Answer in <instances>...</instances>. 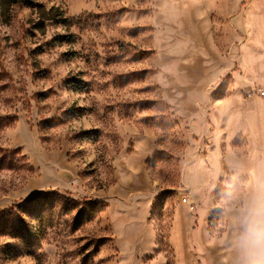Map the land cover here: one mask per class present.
<instances>
[{"label":"rangeland","instance_id":"obj_1","mask_svg":"<svg viewBox=\"0 0 264 264\" xmlns=\"http://www.w3.org/2000/svg\"><path fill=\"white\" fill-rule=\"evenodd\" d=\"M260 199L264 0H0V264H241Z\"/></svg>","mask_w":264,"mask_h":264},{"label":"clouds","instance_id":"obj_2","mask_svg":"<svg viewBox=\"0 0 264 264\" xmlns=\"http://www.w3.org/2000/svg\"><path fill=\"white\" fill-rule=\"evenodd\" d=\"M240 226L241 264H264V199L245 209Z\"/></svg>","mask_w":264,"mask_h":264},{"label":"trees","instance_id":"obj_3","mask_svg":"<svg viewBox=\"0 0 264 264\" xmlns=\"http://www.w3.org/2000/svg\"><path fill=\"white\" fill-rule=\"evenodd\" d=\"M80 223V220H77V224H79Z\"/></svg>","mask_w":264,"mask_h":264}]
</instances>
